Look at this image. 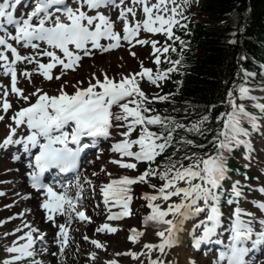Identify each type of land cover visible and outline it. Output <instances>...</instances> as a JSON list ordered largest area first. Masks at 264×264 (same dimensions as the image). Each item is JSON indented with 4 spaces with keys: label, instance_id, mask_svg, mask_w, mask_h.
I'll list each match as a JSON object with an SVG mask.
<instances>
[{
    "label": "snow or ice",
    "instance_id": "snow-or-ice-1",
    "mask_svg": "<svg viewBox=\"0 0 264 264\" xmlns=\"http://www.w3.org/2000/svg\"><path fill=\"white\" fill-rule=\"evenodd\" d=\"M75 3L76 7H73L66 0H34L30 11L18 15L20 0H0V33H3L0 34V61L3 62L0 67L6 75L11 74V92L18 97L17 104L23 101L13 109L7 86H0L3 92L0 96V109L3 110L0 120L8 118L9 109H13L7 134L0 140V148L16 146L17 151L12 159L17 161L22 159L21 151L27 155V175L33 188L43 190L41 207L46 211L47 219L56 223L57 214L69 218L68 223L57 225L58 239L55 242L59 245L58 254H65L72 219L91 220L86 208L78 205L84 203L83 190L86 185H91L95 194L97 182L85 175V183H82L77 175L73 193L72 182L62 184L64 190L57 191L42 177L50 169L61 172L78 170L82 154L98 148V155L108 151L112 163L137 173L133 175L126 171L125 174L113 176L110 170L101 166V171H106L109 176L106 182H99L103 204L109 210L108 220L132 214V186L136 182H145L153 189L142 193L150 209L145 213L143 223L146 227H155V235L159 239L155 242L145 239L139 251L128 248L125 254L134 260L147 255V264H172L162 257L178 243L177 233L184 222L193 220L192 245L197 250L204 242H214L219 246L213 264H251L245 259L246 255L264 248V214L258 215L257 211L243 207L241 201H247L248 193L256 191L264 196V184L257 186L248 183L247 173L243 174L244 182L230 177L227 161L233 150L241 147L245 150V158L249 161L252 159L250 137L253 131L260 130L261 119L264 118V102H261L264 97L253 91L254 88L264 91V84L248 82L257 73L240 67L236 73L238 81H233L225 99L221 101L224 110L215 115L217 124L214 129L207 126L213 119L209 113L190 120L162 114L150 103L167 101L171 94L150 95L141 83L146 78L159 87L162 81L170 78L172 72L180 70L182 57L171 59L169 53L178 51L174 43L165 41L160 45L157 40H149L148 36H141L140 33L142 29L151 34L163 33L173 41L180 40L181 45L186 47L173 29L187 27L183 22L186 20L183 13L190 0H181L180 4H176L175 0H132L129 7L124 6V0H75ZM110 5L119 7L122 34L115 28V21L110 15L101 10ZM137 6L142 7L143 19L133 23L129 21L128 14L135 17ZM121 42H126V46L133 49L130 53L132 56H137L134 45L150 42L156 68L145 66L141 60L139 71L121 73L119 78L110 76L107 71H103L102 75L92 72L86 82L83 79L62 80L55 93L42 87H35L34 91L26 93L24 88L17 85V61L35 62L37 67L32 71L41 73L49 81L53 78L60 80L68 69L75 70L83 57L94 56V50L105 52L116 49ZM21 48H31L33 51L23 55L19 50ZM38 57H47V62ZM162 59L170 67L161 68ZM58 65L61 70L54 74L53 69ZM261 69L264 71V65H261ZM24 75L30 76L28 69L24 70ZM69 84L72 86L69 87ZM249 101L258 112L249 109ZM212 107L215 108V105ZM157 127L159 130H156ZM190 134L203 138L204 142L190 138ZM208 134H211L210 139ZM101 139L111 141L107 150L99 148ZM169 149L170 154L164 155ZM161 156L163 159H158ZM142 162L146 167L140 171L139 164ZM92 175L97 176L98 173L94 171ZM153 178H158L161 183H154ZM226 182H230V187H226ZM0 195L3 193L0 192ZM225 198L228 205H235L228 216V227L223 229L226 243L221 238L224 225L222 202ZM251 203L260 213H264V198H253ZM4 207L10 208L12 205ZM113 208L119 211H112ZM23 215V212H19L8 216L0 220V225ZM96 231L115 232L117 226L104 222ZM198 231L199 235L196 234ZM130 233L127 239L134 244L145 234L144 230L135 226ZM9 235L15 239L4 244L5 255L0 258V264H45L43 260L34 259L37 242L42 246L45 243L44 231L30 221H23L10 231L3 232V236ZM84 238L89 239L87 236ZM91 242L101 249L106 248L99 239ZM42 250L49 251L46 247H42ZM153 250L161 256L153 258ZM89 255L95 258L96 253ZM106 264H120V261L108 259ZM139 264L145 262L140 260ZM189 264H197L196 259L190 257Z\"/></svg>",
    "mask_w": 264,
    "mask_h": 264
},
{
    "label": "trees",
    "instance_id": "trees-1",
    "mask_svg": "<svg viewBox=\"0 0 264 264\" xmlns=\"http://www.w3.org/2000/svg\"><path fill=\"white\" fill-rule=\"evenodd\" d=\"M200 8L202 17L190 20L187 27L177 31L187 46L181 45L180 40L172 42L178 51L169 55L172 60L182 57V62L180 70L172 72L163 85L171 97L154 107L162 114L176 115L182 120L209 113L213 119L207 126L214 129L215 115L224 110L221 101L233 81H237L236 73L241 66L257 73L249 83H264V75L260 72L264 65V0H203ZM242 56L245 59H241ZM168 66L167 61L160 64L161 68ZM208 136L210 139L211 134ZM190 138L204 142L203 138L191 134ZM170 152L171 149L164 155ZM235 168L242 169L233 162L231 171Z\"/></svg>",
    "mask_w": 264,
    "mask_h": 264
},
{
    "label": "bare ground",
    "instance_id": "bare-ground-1",
    "mask_svg": "<svg viewBox=\"0 0 264 264\" xmlns=\"http://www.w3.org/2000/svg\"><path fill=\"white\" fill-rule=\"evenodd\" d=\"M124 4H126V6H132V1L124 0ZM135 10H136V15L139 16L140 20H142L143 19L142 7L137 6ZM118 11H119V7L111 6V9L107 12V14L110 15V17L115 21V28L120 31L122 29V21L118 19V14H117ZM130 16H131V13L128 14V18H130ZM141 31H144V30L142 29ZM31 51H33L31 48H25L26 55ZM118 56L124 61L125 59L129 60L128 55L127 54L125 55L122 49L119 51ZM96 59H97L96 61L94 59L93 65H92V61H89L88 62L89 64L87 65L84 64L85 66L84 68L86 69V71L89 70L88 72L82 75L74 76V77H63L57 83L56 87L54 88H49L47 86H43L42 88L46 91H49L50 93H55V91L59 88L62 80L64 79H68V80L83 79L86 82L89 75L92 72H97L98 74L102 75L103 71H107V73L110 76L113 75L114 71L109 69L108 63H107L108 61L107 62L105 61L106 58L99 57ZM86 61L87 60L84 59V62ZM45 62H47V60ZM121 63H122V68L120 67L121 66L120 65L118 69L121 68L122 73L129 74L123 65V61H121ZM16 64L23 66L24 69H28L29 72L30 70H33L34 68H36V66L33 63H27L26 61H17ZM97 64L101 65L102 67L101 70L97 69V66H96ZM20 78L21 76H19V79ZM19 82L20 81L18 80V83ZM68 86L71 87L72 85L69 84ZM16 101L17 100L13 98V103H14L13 109L19 107L20 104L23 103L20 101V104H17ZM7 124L8 123L3 125L2 127L3 130L7 128ZM2 129L0 130V132H2ZM0 140H2L1 136H0ZM103 153L104 152L99 153V154H103ZM21 156H22L21 160L15 161L14 159H9L8 157H5V155L0 154V179L6 177L7 180L9 181V184L7 183V186H6V194L9 193L10 197L6 201L8 203L10 201V204L8 205H12V207L10 208L1 206L0 217L2 219H5L6 217L12 216L15 213L19 212V210L23 211L24 213L23 216L25 217V219L22 220V218L17 217L15 220L8 221L5 224L6 227H3L2 229L4 231H10L14 227L19 226L23 221L25 220L30 221L31 219L30 222L32 223V225H34L35 227L39 228L41 231H44L46 233L44 245L42 246L39 241L35 245L37 255L34 259L43 260L45 261V264H89L85 260V257L87 255V250H85L86 248L84 247V244L81 242L83 237L87 236L89 237V240L99 239L106 245L105 249L100 248L101 249L99 250L100 256L96 255L95 258L91 260V264H106V261L108 259H117L120 261V264H139V261L143 260L145 264H147V261H148L147 255H141L135 258L134 260L130 255L125 254V250L128 248H132L133 250L139 251V249L143 247L142 241H144L145 239H148L152 242L157 241L159 239V237L155 235L157 229L153 226L146 227L144 223L142 222L140 225L142 227L141 229L144 230L145 234L144 236H141L140 241L134 244L132 241L127 239L128 235L131 234L130 230L133 227V225H131L129 221L132 222L133 220L130 219L127 221L125 217H122L120 219L108 220L107 218H108L109 210H107L108 211L107 214L104 215V218L100 222L99 221H96L95 223L90 222L91 230H93V232H96L95 235L89 234L88 230L82 225V223L79 224L78 227L73 226L78 236L73 235L71 232H69V238L71 240L70 243H73V246L70 247L69 245H67L65 247V254L59 255L58 254L59 245L56 244L55 242L56 239H58V237L56 236V233L59 230L57 225L59 223H68L69 218L61 214H57L56 223H53L52 221H49L47 219V213L41 207V204L43 201V196L41 195L42 191L40 190L35 191L31 187L30 179L27 175L29 168L26 162V154L21 151ZM103 156H105V154H103ZM102 165L105 166L106 170H110L113 173V176L120 175V174L115 173V170H116L115 167L105 165L99 160L96 163V167H98L96 172H98L101 169ZM85 175L88 176L89 174H85ZM83 178L84 177H81V182L85 183ZM63 190L64 189L62 187L59 189V191H63ZM29 193L31 195H28ZM86 195L88 194H85L83 198L85 202L84 207L86 208L87 215L92 217L93 219L100 218L101 213L103 214V211L106 210L103 204V199L101 197L100 192H99V201L98 202L94 201V203L91 206H89V199L86 198ZM16 208H18V210H16ZM26 209H30V211H25ZM112 211H119V209L113 208ZM187 221L188 220L184 222L182 229L177 233L178 243L174 245L171 249H168L167 254L162 257V259H164L165 261H171L172 264H189V258L191 257V255L189 256L186 253L185 248H184L185 244L183 243L184 239H186V236L188 235ZM85 222L89 223L88 221H85ZM104 222H109L113 224L114 226H117V231L112 232L111 235H108L109 237L103 235L102 232H97L96 229ZM71 225H72V222L70 223V227ZM24 231H27V229H24ZM34 235H38V233H34ZM12 239H15V237L12 235H9L8 237L0 238V250L2 251L0 258H2L5 255L3 251L4 244L10 243ZM42 247L48 248L49 251H43ZM74 248H76L77 254L74 253ZM87 248L89 249V247ZM50 253H55V254L50 255ZM117 253H121V255H116ZM156 253L158 254V256H161V254L158 251L153 250V254H152L153 258L156 257V256L154 257V254ZM69 257L73 259V261L68 260ZM28 259L31 260L33 258H28ZM196 261H197V264H213V260L211 259L210 256L200 257L199 259H196Z\"/></svg>",
    "mask_w": 264,
    "mask_h": 264
},
{
    "label": "rangeland",
    "instance_id": "rangeland-1",
    "mask_svg": "<svg viewBox=\"0 0 264 264\" xmlns=\"http://www.w3.org/2000/svg\"><path fill=\"white\" fill-rule=\"evenodd\" d=\"M176 4H180L181 0H175ZM202 3V0H190V3L188 4V6L184 9V16H190L192 19L194 20H198L203 14L200 11V4ZM105 9H102V11H104ZM107 11V10H106ZM142 33V32H141ZM140 33V35H141ZM142 36H148L149 40L151 39H155L157 40L160 45H163V43L165 41H168V37L165 36L163 33L160 34H151V33H143ZM103 43H107V41H104ZM135 52L137 53V56H132L130 54V52L133 49H130L129 47L126 46V44L121 42V46L116 48V49H111L105 52H100V50H94L95 51V55L94 56H87V57H83L82 58V62L80 65H78L75 70L73 69H68L66 72V75L64 77H74V76H78V75H82L86 72H88L89 70L86 71V69L84 68V64L87 65L89 64V61H92V65L95 61L97 60L96 58H106V62L108 63V67L109 69L113 70L114 73L113 75H115L117 78H119L121 72V68H122V63L121 61H123V65L126 69V71L131 74L133 71H139L140 68V61L142 60L145 66L148 67H152L154 69V54H152V49H151V43L149 42L148 44H144V45H140V44H136L133 46ZM123 50V53L126 55H128V59L129 60H122L119 56L118 53L120 50ZM117 57V58H116ZM115 58V59H114ZM84 59H86L87 61L84 62ZM121 65V66H120ZM97 69L101 70L102 67L101 65H96ZM119 66L121 67L120 69ZM92 67V66H90ZM101 67V68H100ZM21 69V68H20ZM118 69V70H116ZM61 70V66H57L54 70L53 73H58ZM94 70V69H93ZM92 70V71H93ZM98 70V71H99ZM21 72H24V69H21ZM32 78L31 80L28 78H22V85L21 87L25 89V92H32L34 91L35 87H43V86H47L49 88H54L56 87L57 83L63 78H61L60 80H57L55 78H53L52 80H46L42 75H40L38 72L36 71H32ZM21 75H24V73ZM163 82V81H162ZM161 82V83H162ZM2 83L3 86H7V81H6V77L4 79H2ZM160 83V85H161ZM142 88L145 90L146 93L150 94V95H158V94H162L161 92V86L157 87L155 85H153L151 82H148L147 79H144V81L141 83ZM16 95V94H13ZM13 95H11V100L13 99ZM16 100L18 99V97L16 96L15 98ZM13 109H10L8 114H7V119H9L11 113H12ZM10 120V119H9ZM107 147V145H105ZM106 147H104L103 149H106ZM263 152V151H262ZM109 155L110 154H106L105 156L103 155H98L97 153L94 154V156L91 158V169L88 171V174L90 175V177H93V179H95V181H100L102 179H106L107 176V172L106 171H101V169L97 172L98 175L97 176H93L92 173L94 171L97 170L98 167H96V163L99 161H101L103 164L105 165H109L112 167H115V173L116 174H125V172H130L131 174L135 175L137 174L135 170H125V169H121L118 165L112 163L109 160ZM10 158V157H9ZM263 161L264 164V158H260ZM95 165V166H93ZM141 164H139L140 167ZM140 170V169H139ZM141 171V170H140ZM254 173L257 177H260V168H258V166L255 168L254 167ZM7 178L4 177L2 179H0V190L5 193L6 192V186H7ZM161 183V182H160ZM144 191H147L146 185L144 182H136L133 186H132V195H133V202H132V214L130 216H127L126 218H130L133 221H129L131 225H134L135 227L139 228V225L142 223V219L145 215L146 212L149 211V208L147 207V203L146 201L143 199L142 197V193ZM153 191V190H152ZM6 204V202H2L1 205L4 206ZM18 209V208H16ZM257 214H263L260 213L259 211H257ZM1 220V217H0ZM31 221V219H30ZM188 231H190L189 236L191 235V224L194 223L193 220H188ZM6 227L5 225H0V238H4L5 236H3V232H5L2 228ZM86 227L88 228V233L90 234L91 230V223L86 224ZM105 234H108L109 232L104 231ZM120 232V231H119ZM199 234V231L197 232ZM110 234V233H109ZM109 237V236H107ZM86 247L87 250V260L86 262H88L89 259V253L91 250L92 252H98L99 248L97 246H93L92 243L87 242L86 240L82 241ZM91 246V247H90ZM89 247V249L87 248ZM191 247V246H190ZM185 251L186 253L189 255L190 254V248L188 247V241L186 240L185 242ZM1 250H0V256H1ZM196 255V253H195ZM155 257V254H154ZM264 258V257H263ZM68 260L73 261V259H71L70 257L68 258Z\"/></svg>",
    "mask_w": 264,
    "mask_h": 264
}]
</instances>
